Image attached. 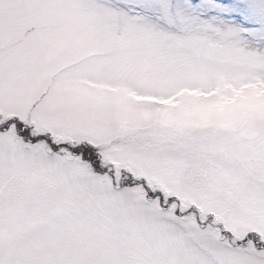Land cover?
<instances>
[{
	"label": "snow or ice",
	"instance_id": "1",
	"mask_svg": "<svg viewBox=\"0 0 264 264\" xmlns=\"http://www.w3.org/2000/svg\"><path fill=\"white\" fill-rule=\"evenodd\" d=\"M0 264H264V0H0Z\"/></svg>",
	"mask_w": 264,
	"mask_h": 264
}]
</instances>
